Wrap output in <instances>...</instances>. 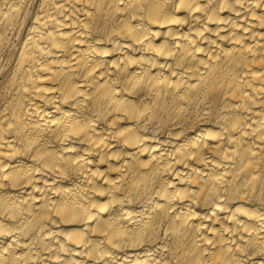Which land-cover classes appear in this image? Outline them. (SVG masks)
I'll use <instances>...</instances> for the list:
<instances>
[{"label": "bare ground", "instance_id": "1", "mask_svg": "<svg viewBox=\"0 0 264 264\" xmlns=\"http://www.w3.org/2000/svg\"><path fill=\"white\" fill-rule=\"evenodd\" d=\"M0 264H264V0H0Z\"/></svg>", "mask_w": 264, "mask_h": 264}]
</instances>
